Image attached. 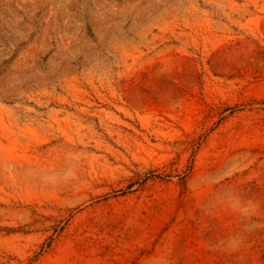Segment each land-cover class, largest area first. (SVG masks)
<instances>
[{
  "label": "rangeland",
  "instance_id": "obj_1",
  "mask_svg": "<svg viewBox=\"0 0 264 264\" xmlns=\"http://www.w3.org/2000/svg\"><path fill=\"white\" fill-rule=\"evenodd\" d=\"M0 264H264V0H0Z\"/></svg>",
  "mask_w": 264,
  "mask_h": 264
}]
</instances>
